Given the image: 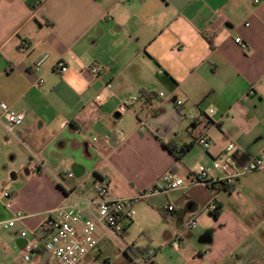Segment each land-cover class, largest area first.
<instances>
[{
	"label": "crops",
	"instance_id": "obj_1",
	"mask_svg": "<svg viewBox=\"0 0 264 264\" xmlns=\"http://www.w3.org/2000/svg\"><path fill=\"white\" fill-rule=\"evenodd\" d=\"M95 62L107 67L99 77ZM0 100L23 115L12 134L0 122V145L25 150L30 167L10 181L0 171L27 215L0 226V264H60L21 250L46 212L71 202L54 180L62 172L82 181L78 194L93 196L92 181L106 177L111 196L129 198L162 187L166 171L187 181L201 165L221 179L261 154L264 0H0ZM3 202L0 192L1 221L12 216ZM96 237L81 264H264V172L148 195L120 241L100 228Z\"/></svg>",
	"mask_w": 264,
	"mask_h": 264
},
{
	"label": "built area",
	"instance_id": "obj_2",
	"mask_svg": "<svg viewBox=\"0 0 264 264\" xmlns=\"http://www.w3.org/2000/svg\"><path fill=\"white\" fill-rule=\"evenodd\" d=\"M234 41L238 46L244 48L245 44L237 37ZM29 46L27 41L21 42V48L25 49ZM55 71L62 72L65 65L62 61H58L53 65ZM107 67L98 62L88 66V71L95 77L101 76ZM106 88L110 87L109 83L104 84ZM159 96H163L160 92ZM145 95L139 94L132 96L128 102L143 98ZM153 96V93H150ZM99 96H96V99ZM180 101H176L180 105ZM120 112L126 110V103H122L118 107ZM192 118V117H191ZM0 122L4 126V130L10 134L13 130L23 122L21 111L10 107L5 101L0 100ZM197 143L207 149L211 141L206 137H198ZM228 148L233 150V145ZM220 165L217 161L213 163L214 168ZM264 172V149L261 154L255 157L251 162H248L239 172V174L247 172ZM239 174L230 173L224 178L210 177L205 166L199 165L190 174L189 179L185 181L182 177H176L171 172H164L160 179L163 183L162 187L153 186L140 191L136 196L129 198H117L111 196L108 188L109 179L96 178L90 184L93 196H84L78 194L79 188H82V181H76L72 172L64 171L55 176L56 184L71 198V202L65 205L50 209L45 213L43 219L39 223L40 236L35 241H26L22 246L21 254L25 261L30 260L32 252L44 251L47 252L52 259L60 264H81L88 253L96 250L98 239L96 230L102 229L104 233L121 240V234L126 225L131 220L132 206L138 200L152 195L156 192H169L181 186L187 187L191 184L200 183L210 186L213 183L224 182L229 184L233 182ZM2 197L4 198L3 206L6 210L12 213L11 218L1 221L2 228L14 227L17 222H22L27 215L21 210L15 208V198L9 190H4ZM166 209L171 210L172 206H166ZM215 206L209 205V210L214 211ZM195 225L194 220H191L186 228L189 230ZM18 235L22 238L27 236L26 230L18 231ZM152 251L147 252V256H151ZM137 264H150L149 260L135 258Z\"/></svg>",
	"mask_w": 264,
	"mask_h": 264
},
{
	"label": "rangeland",
	"instance_id": "obj_3",
	"mask_svg": "<svg viewBox=\"0 0 264 264\" xmlns=\"http://www.w3.org/2000/svg\"><path fill=\"white\" fill-rule=\"evenodd\" d=\"M3 145L4 144L2 142V145H0V171H3L8 177L7 180L10 181L11 172H19L22 175H24V171L30 168L25 164V162H26L25 159L28 160L29 156L25 150H22L23 153H22V155H20V153L15 152L12 147L9 148V147H5ZM18 145L19 144H17V146ZM24 146L27 149L31 150L28 147V144L26 141L24 142ZM18 147H20V146H18ZM12 154H14V156H15V158L13 160L10 159ZM0 178H1V175H0ZM8 187H9L8 184H7V186H4L0 183V192H2V194H3L4 190L10 191L11 189Z\"/></svg>",
	"mask_w": 264,
	"mask_h": 264
},
{
	"label": "trees",
	"instance_id": "obj_4",
	"mask_svg": "<svg viewBox=\"0 0 264 264\" xmlns=\"http://www.w3.org/2000/svg\"><path fill=\"white\" fill-rule=\"evenodd\" d=\"M188 148V146H186L185 148H182V150H180V151H183V150H186ZM219 183H221V185H224V182H219ZM214 184H216V183H213V184H211L210 186H213ZM214 215H218V211H217V208H215V210H214Z\"/></svg>",
	"mask_w": 264,
	"mask_h": 264
}]
</instances>
